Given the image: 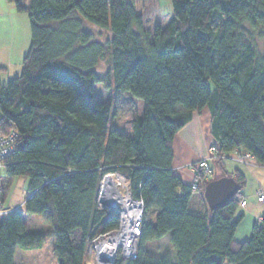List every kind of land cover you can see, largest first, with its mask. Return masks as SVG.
I'll list each match as a JSON object with an SVG mask.
<instances>
[{
	"label": "trees",
	"instance_id": "trees-1",
	"mask_svg": "<svg viewBox=\"0 0 264 264\" xmlns=\"http://www.w3.org/2000/svg\"><path fill=\"white\" fill-rule=\"evenodd\" d=\"M134 1L7 0L27 16L30 48L21 74L0 83V135L15 134L1 168L9 179L28 180L25 214L47 215L57 264H84L87 243L118 227V215L97 204L100 181L115 173L142 202L143 216L135 259L116 256L113 264H168L145 250L164 239L174 264H264V212L250 238L236 243L243 215L235 197L195 215L189 200L198 190L203 199L212 180L196 173L194 191L171 170L174 136L204 108L213 160L245 151L264 168V56L247 31L264 45V0H171V15L154 12L158 2L150 0L148 22ZM85 23L110 38L99 42ZM101 62L107 68L99 76ZM96 84L143 103L129 134L109 129L112 99L98 101ZM230 177L243 198L244 175ZM3 191L2 184L1 208ZM46 237L28 230L18 211L1 217L0 264H14L17 250L40 249Z\"/></svg>",
	"mask_w": 264,
	"mask_h": 264
},
{
	"label": "rangeland",
	"instance_id": "rangeland-1",
	"mask_svg": "<svg viewBox=\"0 0 264 264\" xmlns=\"http://www.w3.org/2000/svg\"><path fill=\"white\" fill-rule=\"evenodd\" d=\"M148 1L150 0H135V8L139 14L145 16V22H148L150 15L154 12L158 14H169L171 15L172 3L171 0H156L158 2V8L154 12L148 13L145 11V6L148 9ZM180 1V0H177ZM154 1V5L156 3ZM153 21V20H151ZM152 23V22H151ZM85 31L94 35V38L99 42H105L110 38V34L104 30H100L96 27H93L87 23L84 24ZM248 33L250 34V39L254 42L257 53L261 56H264V45L263 41L259 39V33L257 31H251L250 28H247ZM30 48V25L27 19V16L22 13H17L15 8L8 4L7 0H0V83L5 84L6 82L12 80L13 78L18 77L22 71V62L25 56L27 55ZM105 62H101L96 67V72L99 76L103 75L106 72ZM210 90L213 89V84L210 81L208 83ZM94 94L98 101L105 102L109 98L112 99V108L113 116L110 124L108 125L109 129L117 130L125 134H129L131 131V122L134 118L140 117L143 113V103L132 99L128 94L113 93L112 91H106L101 84L94 85ZM1 120V114H0ZM229 155V156H228ZM227 159L223 160L224 167L226 172L229 174L234 173L238 168L232 157L233 153L228 154ZM240 165V164H239ZM214 175L209 177V180L219 178L218 176L222 175L223 172L220 171L219 165L211 164L210 165ZM264 173V168H263ZM108 175L114 176L115 178L121 177L123 180L118 187L122 197H129L132 199L128 191V183L126 179L118 174H107L100 181L99 192L97 198V204L100 208H103V204L100 200V193L102 182L104 178ZM246 180L245 187L241 190L240 193H254V184H255V175L249 173L244 176ZM117 181V180H116ZM0 184L4 186L3 197H4V208L2 211H7L3 216L10 215L18 211L22 214L25 224L28 230H42L46 235V240L43 246L38 250L32 251H19L17 250L14 257V264H57L55 255L53 253V237L51 236V229L45 223L47 217L46 214L41 216H28L25 214L24 202L29 199L31 196L28 192V180L23 177H16L9 179L6 176L5 169L0 168ZM252 196V195H251ZM251 196H246L247 201H252ZM256 198V197H255ZM204 200V199H203ZM205 205V210L208 208ZM108 208L105 210L113 211L115 214L123 212L124 207L121 204L110 205L106 203ZM254 210L253 216L255 220L251 218L249 221V227L253 226L252 222H255V225L259 224L261 216L263 215L262 207ZM237 216L246 214L244 209H237ZM119 221V219H118ZM251 222V223H250ZM142 225V219L140 227ZM247 227V228H249ZM120 227H117L111 232L105 234L97 235L94 239L87 243V253L84 259V264H101L99 259V251L97 250L96 243L102 238H105L114 231H119ZM139 237V236H138ZM137 237V238H138ZM135 239V256L136 250L138 249V239ZM71 240L74 246H79L82 239L79 232H75L71 235ZM145 250L147 256L155 261H164L168 264H174L175 254L166 239L157 242L147 243L145 245ZM116 256L123 257V250L117 249ZM125 260H128L124 258ZM134 260V259H132Z\"/></svg>",
	"mask_w": 264,
	"mask_h": 264
},
{
	"label": "crops",
	"instance_id": "crops-1",
	"mask_svg": "<svg viewBox=\"0 0 264 264\" xmlns=\"http://www.w3.org/2000/svg\"><path fill=\"white\" fill-rule=\"evenodd\" d=\"M210 122V113L207 108H204L201 111L193 112L188 123L181 128L173 138V160L171 170L173 175L178 177L186 186L191 187L196 180V172L192 169V166L199 161L210 159L211 156L209 149L216 145L215 141L210 136ZM228 156H225L220 162H216L214 160H210L208 162L209 167H211V164L219 165L220 171L223 172L219 178L230 177L234 174H229L225 170L223 160L227 159ZM232 159L236 164H238V168L235 171L242 173L244 176L252 173L255 175L256 181L254 184L253 194H251L252 192L245 193V195H243L244 193H241V197H243L246 201V207L244 208L246 216H243V220L236 230L234 241L236 243H242L247 241L251 236L252 228L255 225V222H252V227H249L248 225L251 218L256 221L255 216H253L254 210L260 207V205H264L258 204L255 198L258 190L264 191V173L262 171L263 168L260 167L252 158L247 159L244 164H240L237 161L236 154L233 153ZM225 174L227 176H225ZM246 196H251L252 201H247ZM261 207V211L264 212V207ZM188 210L195 215H203L205 213V205L199 190L190 198Z\"/></svg>",
	"mask_w": 264,
	"mask_h": 264
},
{
	"label": "built area",
	"instance_id": "built-area-1",
	"mask_svg": "<svg viewBox=\"0 0 264 264\" xmlns=\"http://www.w3.org/2000/svg\"><path fill=\"white\" fill-rule=\"evenodd\" d=\"M14 138L15 134L10 133L8 135H0V168L2 167V162L4 159L10 157L13 154L14 151ZM216 146H212L209 149L210 153V159L203 160L197 162L195 165L192 166V169L196 172L204 176L205 180H207L209 177H212L214 175L212 169L208 166V162L210 160H213L216 158L215 150ZM236 154V158L238 163L244 164V162L251 158L248 153L245 151H236L234 152ZM198 179L194 181V183L191 185L192 190H197L198 186ZM1 184H0V192H1ZM129 198V197H126ZM256 200L258 204H264V191L258 190L256 192ZM130 201L133 204V207L126 210L124 208L122 214H118V227H120V230L114 231L111 234H117L119 235L120 241L117 249L123 250V257L132 260L135 259V239L140 236V223L143 216V204L141 201H136L133 199H130ZM235 201L238 203L239 208L244 209L246 207V201L243 198H240L238 196H235ZM123 206V205H122ZM124 207V206H123ZM0 205V218L4 213H7V211H2ZM110 236V235H109ZM108 237V236H107ZM114 254L112 255V259L110 261H102V259H99L101 261V264H113L114 260L116 258V250Z\"/></svg>",
	"mask_w": 264,
	"mask_h": 264
},
{
	"label": "bare ground",
	"instance_id": "bare-ground-1",
	"mask_svg": "<svg viewBox=\"0 0 264 264\" xmlns=\"http://www.w3.org/2000/svg\"><path fill=\"white\" fill-rule=\"evenodd\" d=\"M122 180L123 179L118 176L116 178L111 175L106 176L102 182L100 200L102 203L110 205H116L119 203L123 205L126 210H128L133 207V204L129 198L122 197L120 194L118 187L120 186ZM119 241V235L113 234L102 238L96 243L97 250L100 253V259H102L104 263L105 261H110L112 259V255L114 254L115 249H117Z\"/></svg>",
	"mask_w": 264,
	"mask_h": 264
},
{
	"label": "water",
	"instance_id": "water-1",
	"mask_svg": "<svg viewBox=\"0 0 264 264\" xmlns=\"http://www.w3.org/2000/svg\"><path fill=\"white\" fill-rule=\"evenodd\" d=\"M203 199L210 212L224 206L238 193V186L231 177L216 178L208 182L203 188ZM103 208H108L106 203Z\"/></svg>",
	"mask_w": 264,
	"mask_h": 264
}]
</instances>
